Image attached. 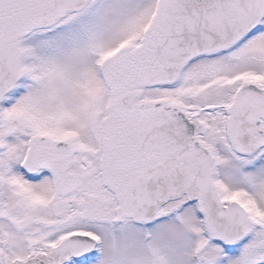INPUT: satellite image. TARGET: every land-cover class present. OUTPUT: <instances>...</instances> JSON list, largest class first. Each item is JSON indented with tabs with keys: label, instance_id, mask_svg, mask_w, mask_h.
Returning a JSON list of instances; mask_svg holds the SVG:
<instances>
[{
	"label": "snow or ice",
	"instance_id": "obj_1",
	"mask_svg": "<svg viewBox=\"0 0 264 264\" xmlns=\"http://www.w3.org/2000/svg\"><path fill=\"white\" fill-rule=\"evenodd\" d=\"M0 264H264V0H0Z\"/></svg>",
	"mask_w": 264,
	"mask_h": 264
}]
</instances>
